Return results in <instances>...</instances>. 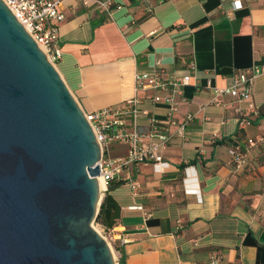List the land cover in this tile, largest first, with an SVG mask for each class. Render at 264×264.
Listing matches in <instances>:
<instances>
[{
    "label": "crops",
    "instance_id": "1",
    "mask_svg": "<svg viewBox=\"0 0 264 264\" xmlns=\"http://www.w3.org/2000/svg\"><path fill=\"white\" fill-rule=\"evenodd\" d=\"M58 1L64 19L57 24L56 70L83 112L111 108L129 125L124 110L135 72L153 73L158 60L165 77L190 76L170 120L160 105L141 106L137 131L149 130L151 116L161 121L168 165L163 173L130 165L117 174L114 181L125 182L109 192L120 208L110 230L117 258L209 264L216 255L218 264H264V0H244L239 10L230 0H125L112 18L91 2ZM254 67L261 73L247 98L212 102L214 88H228L237 73ZM187 114L193 119L179 136ZM114 150L120 151L112 156ZM235 150L247 152L240 169ZM125 154L122 145L109 150L111 159ZM128 180L139 186L136 195Z\"/></svg>",
    "mask_w": 264,
    "mask_h": 264
},
{
    "label": "water",
    "instance_id": "2",
    "mask_svg": "<svg viewBox=\"0 0 264 264\" xmlns=\"http://www.w3.org/2000/svg\"><path fill=\"white\" fill-rule=\"evenodd\" d=\"M100 158L77 101L0 0V264H117L93 226Z\"/></svg>",
    "mask_w": 264,
    "mask_h": 264
},
{
    "label": "built area",
    "instance_id": "3",
    "mask_svg": "<svg viewBox=\"0 0 264 264\" xmlns=\"http://www.w3.org/2000/svg\"><path fill=\"white\" fill-rule=\"evenodd\" d=\"M3 1L25 27V30L43 51L49 62L56 68L62 56L56 45L58 40L57 24L64 19L63 14L59 11L60 2L58 0ZM124 1L84 0V4L94 3L100 12L112 18L114 11L122 10ZM242 1L244 0H230L232 9H241ZM154 66L156 69L151 74L135 72L133 75L134 97L127 102V107L124 110L126 114L131 116L129 125L125 120L119 118L121 112L111 108H102L90 113L83 112L101 149V158L97 165L99 177L102 179L106 191L107 183L110 180H118L117 174L130 165H151L157 173H163L168 165L163 161V152L167 146L168 135L160 128L161 121L155 116L148 118L149 130L147 132L137 131V122L143 114L141 106L145 100L162 106L166 111V117L170 120L171 116L178 110V102L184 101V88L189 85L190 76L186 74L179 78L165 77L160 69V61H155ZM190 68L194 70V64H191ZM260 73V69L257 67L237 73L228 88H214L215 97L212 102L218 104V98L222 95H231L239 100L247 98L251 94L254 80ZM209 84L210 81L208 80L207 85ZM157 92H161L163 95H158ZM192 119L193 115H186L184 122L177 128L179 136H183L186 124ZM241 123L244 124V122ZM247 143L249 146H253L255 142L249 139ZM114 145H122L126 148L124 157L115 159L109 157V150ZM246 153V150L244 152L238 150L230 152L236 169L245 165ZM189 169L191 166L185 168L184 171L187 173ZM126 183L132 194L136 195L139 186L130 180ZM137 208L141 209V206ZM96 225L100 226L99 224ZM103 230L102 228L101 231ZM100 235L102 236V234ZM103 238L108 243L106 237ZM115 258L119 264V259ZM218 259V256L212 255L209 264H218Z\"/></svg>",
    "mask_w": 264,
    "mask_h": 264
},
{
    "label": "trees",
    "instance_id": "4",
    "mask_svg": "<svg viewBox=\"0 0 264 264\" xmlns=\"http://www.w3.org/2000/svg\"><path fill=\"white\" fill-rule=\"evenodd\" d=\"M246 122L250 123L249 120H245ZM124 181H114L110 180L107 183V191L102 199V202L99 206L98 214L95 219V223L99 224L105 230H111L116 226L120 208L117 202L110 196L109 192L116 189L117 187L124 184ZM116 251H120L119 247H115ZM120 264H124L123 256L119 259Z\"/></svg>",
    "mask_w": 264,
    "mask_h": 264
},
{
    "label": "rangeland",
    "instance_id": "5",
    "mask_svg": "<svg viewBox=\"0 0 264 264\" xmlns=\"http://www.w3.org/2000/svg\"><path fill=\"white\" fill-rule=\"evenodd\" d=\"M119 151L120 150H114L113 152H112V156H114V155H117L118 153H119ZM111 156V157H112ZM104 196H102V198H103ZM93 226H94V228L99 232H101L100 234H102V236L103 237H106V239H107V241H108V243H109V245H110V247H111V249H112V251H113V253H114V255H115V257H117L116 256V250H115V242L113 241V239H112V235H111V232H108L107 230H103V231H101L102 230V227L101 226H97L96 225V223L94 222V224H93Z\"/></svg>",
    "mask_w": 264,
    "mask_h": 264
},
{
    "label": "bare ground",
    "instance_id": "6",
    "mask_svg": "<svg viewBox=\"0 0 264 264\" xmlns=\"http://www.w3.org/2000/svg\"><path fill=\"white\" fill-rule=\"evenodd\" d=\"M98 186H99V193L100 196L103 195V192L106 190L104 183L102 182V179L100 177L97 178Z\"/></svg>",
    "mask_w": 264,
    "mask_h": 264
}]
</instances>
